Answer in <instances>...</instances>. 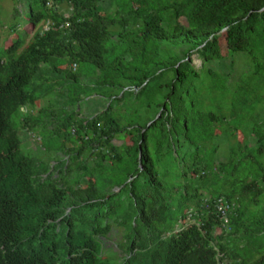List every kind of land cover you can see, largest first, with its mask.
Returning <instances> with one entry per match:
<instances>
[{
	"label": "trees",
	"instance_id": "obj_1",
	"mask_svg": "<svg viewBox=\"0 0 264 264\" xmlns=\"http://www.w3.org/2000/svg\"><path fill=\"white\" fill-rule=\"evenodd\" d=\"M31 1L25 0L36 28L32 37L13 29L16 38L0 47V264H154L162 254L165 264H264V135L253 134L255 125L264 124V0H39L44 11ZM47 21L53 25L45 30ZM130 24L136 34L131 45L111 58L113 40L126 33L120 27ZM222 38L234 58L224 77L205 68L223 58ZM194 53L204 62L200 69ZM80 63L93 65L95 86L117 89L97 94L111 99L109 105L80 117L81 88L71 92L58 117L39 107L41 93L60 89L61 80H79ZM203 72L215 86L224 80L233 93L230 107H203ZM152 95L161 116L149 126L156 114L126 121L123 105ZM236 114L226 160L204 157L212 140L229 136L221 126ZM38 126L48 128L43 155H61L56 164L54 157L39 159L22 146L20 132ZM61 129L68 134L55 142L51 137ZM120 134L133 142L115 144ZM152 142L175 163L178 179L171 186L160 181L167 171L155 168ZM89 153L94 159L88 164ZM71 163L81 170L74 178ZM106 169L120 172L121 179L102 190L97 180ZM215 187L220 193H209ZM210 194L235 203L229 233L213 203L203 204ZM124 195L129 205L121 214ZM181 195L189 199L186 212L178 207ZM192 208L199 212L196 222L177 231ZM115 224L124 226L127 237L119 245L125 256L112 263L102 257L103 237Z\"/></svg>",
	"mask_w": 264,
	"mask_h": 264
},
{
	"label": "rangeland",
	"instance_id": "obj_2",
	"mask_svg": "<svg viewBox=\"0 0 264 264\" xmlns=\"http://www.w3.org/2000/svg\"><path fill=\"white\" fill-rule=\"evenodd\" d=\"M31 4L33 5L35 10H42L44 11V6L43 4L39 1V0H33L31 1ZM16 8H18V10L20 11V13L16 11ZM62 10L69 12L70 11V6L67 3H63L61 6ZM29 7L27 6L25 0H21L19 2L15 1V0H0V47H7L8 45H10L12 43V41L16 38V34L13 31V29H15L17 32H26L28 34L27 38L29 39L30 37H32V35L34 34V32L36 31V28L33 27V25L31 24L29 18ZM44 22H41L40 25H43ZM126 29V33L124 34L125 36L120 39L117 38V40L119 41H114L115 43H112V46L114 48V51L111 53V58L116 57L120 52H122L125 48H128L131 45V41L133 40V37L136 35L135 33H132L135 30V27L133 28L132 24L124 27H120L119 31H121V33L123 32L122 30ZM134 29V30H133ZM117 42V43H116ZM221 51H222V59L221 61H213L207 65H205V68H212L215 74H218L221 77L226 76L227 72H230V65L233 61L234 58L233 54L231 52L230 46H229V42L226 38H222L221 39ZM193 64L195 65L196 68L200 69L203 67L204 62L201 58H199L197 53L193 54ZM77 69V68H76ZM80 74H82L79 78V80L77 82L73 81L72 84L68 83L65 80H61V85L62 87L59 89V86L55 87L52 93L49 94H42L41 93V102H38V105H45V107H47V111L49 110H55L54 111V115H57V117L61 114V111L64 110V105L66 102H68V98H70V94L72 91H74L75 89H85V97L78 102L77 104V108L76 111L77 113H80V117H85V116H93L95 115L97 112L101 111L102 107L109 105V103L111 102V99H104V98H100L99 96H97V94L102 93V92H107L109 90H117L116 88H111L109 86H100L97 85L95 86V81H97L99 79V76H97L93 70V65L87 64V63H80V66L78 68ZM206 70V69H205ZM204 70V71H205ZM238 70L240 71L241 68H238ZM76 71V70H75ZM232 71H234V69L232 68ZM237 73V72H236ZM203 77L206 78V81L203 82L202 84H200L199 87V97L201 99V101L203 102V107L205 109H210V111L213 112H221V107L225 106V107H230L232 104V98H233V93L232 96L230 94V88L227 86H225L224 80L220 79L219 81H221L219 84H217L218 86L214 85V81L211 80V78L209 76H206V73L203 72ZM170 74L167 73L165 74V78H169ZM238 73L236 75L231 76L230 79V87L233 88V85L235 87L236 83L238 82ZM104 79V78H103ZM108 79V78H106ZM212 81V82H211ZM46 87V84L42 83L39 87L38 90L39 91H43ZM166 87V86H165ZM168 87V86H167ZM55 89H58V91H56ZM126 89H128V87H126ZM57 92V93H56ZM123 93V91L120 93V95ZM61 95L60 97H58V95ZM105 96V95H104ZM152 96H156V95H152ZM106 97V96H105ZM150 99V98H149ZM158 97H155V99H151L148 100L146 98H141L139 99L137 102L135 101V103L133 104V101L131 103L127 102V106H132V111H130L127 106L123 105V114L125 115V119L126 121H129L130 118L132 117L133 120L138 121L140 119V115H144V117H154L156 114V107L155 104L157 103ZM125 102V101H124ZM50 105V106H49ZM40 107V105H39ZM52 107V108H51ZM134 107V108H133ZM121 108V109H122ZM25 110V108H24ZM161 109H159V111L157 112L156 116L158 115V113L160 112ZM223 110V109H222ZM46 111V112H47ZM45 112V113H46ZM240 113V111L238 112V114ZM232 116L234 120H228V122H224L225 126H221L224 127L223 130H226L225 134L229 135L226 136L225 138H223V140H220V138H215L214 140H212V142H210L208 144V147L203 148V153L202 155H204V157H211L215 159V162L217 163L219 160H226L225 159V155L229 154V150H228V139H230L231 144H234V139L233 142L231 141V136L230 134L232 133L231 130H233V128L239 124V121L237 119V115ZM246 120H249V116H250V110L248 111H244L243 112ZM78 116V117H79ZM155 116V117H156ZM130 117V118H129ZM129 119V120H128ZM154 119V118H153ZM152 119V120H153ZM252 122H248L246 124L247 126V130L249 131L250 128L253 126L251 125ZM50 128H54L53 124H49ZM240 127L241 130H243V127L245 126V124H240L238 125ZM176 128V131L178 133H180V126L176 124V126L174 127ZM48 128L46 127H42V126H38V127H34L33 128V132H28L26 130H23L20 132V137L22 140V146L23 143L26 145L27 150L33 152L34 154H37V156L39 155V159H41V156L43 155V151L44 149H42L43 147V142L45 140V136L47 134ZM240 131V130H239ZM219 132V131H218ZM68 134V131H66L65 129H61L56 136L51 137L55 142H59V139L62 140V138H64L66 135ZM253 134L256 138H259L260 136L264 135V124L262 125H255L254 130H253ZM126 134H120L118 137L114 138V143L120 146H124L125 148L128 146V144L133 142V139L130 140V138H127L125 136ZM45 137V138H44ZM238 139L242 140L243 138V134L239 133L238 135ZM183 138V137H182ZM214 142V143H213ZM76 146V145H74ZM73 147V145H72ZM150 153H151V159L152 162L155 166L156 169L161 170L165 167V170L167 171V173L165 172V174H161V179L164 183L165 181L168 182V184L171 186L173 183H175V181L178 179L176 174H177V170L175 168V163L171 162L169 160V156L168 154H162L159 155L157 152V147L155 145V142H152V144H150ZM58 156H61L60 153H57ZM57 155L54 154H45L42 156L43 159L46 160H50L51 157H54L56 160ZM89 157L86 158V160L88 161V164L91 163V161L89 160L90 158V153L88 154ZM93 162V161H92ZM70 177H75V174L79 175L81 170L80 168H78V164L77 163H71L70 165ZM67 167V165H66ZM231 165L228 164L227 165V169H231ZM32 168H29L28 171H32ZM103 175H101L100 179L97 180L98 181V187H100V189H108L110 188L111 183H117L120 181L121 179V174L120 172H111L110 170L106 169L104 171V173H102ZM57 176V173L56 175ZM89 177H87L88 179ZM92 180H93V176H92ZM83 184H86V179L83 180ZM153 187L150 186L147 190L152 189ZM119 190V189H118ZM209 193H220V188L219 187H215L212 188L210 190ZM122 207L118 209V213H123V211L125 212V206L129 205V200L127 199V196L124 195L122 196ZM189 204V199L187 196L185 195H181L179 196L178 199V207L179 209H183L186 212V207ZM160 212L162 213L163 210H160ZM189 213L187 212V215ZM183 221H188V219L183 220ZM114 224V223H113ZM183 225H180L179 227H182ZM111 232L109 234L106 235V239H104L103 241V251H104V255L102 257H104L105 259H109L112 263H117L118 261H120L121 259H123V257L125 256V254L121 251V249L119 248V245H122V240L125 242L126 244V235L125 234V228L122 225H113L111 227ZM143 231V229H142ZM230 231V230H229ZM228 231V233H229ZM125 234V235H124ZM125 248V246L123 247ZM165 255L162 254L161 256L159 255L156 259V261L154 262V264H160V261L165 264L166 263V259H165Z\"/></svg>",
	"mask_w": 264,
	"mask_h": 264
},
{
	"label": "built area",
	"instance_id": "obj_3",
	"mask_svg": "<svg viewBox=\"0 0 264 264\" xmlns=\"http://www.w3.org/2000/svg\"><path fill=\"white\" fill-rule=\"evenodd\" d=\"M53 25V22L47 21L44 24V29L48 30L51 26ZM74 68L76 67L75 65L73 66ZM75 127H72V132H75ZM75 134V133H74ZM203 204L209 206V204L212 202L213 205L215 206L216 211L218 212L220 218H221V223L222 227L226 229L227 231L231 230V223H230V215L235 209V203L227 200L226 198L222 197L221 195H213L210 194L203 198ZM189 214L187 215L186 219L188 221H184L182 224V227H178L177 231L182 230L185 226L192 225L193 223L196 222V216L198 215V211L195 208H192L187 211ZM185 219V220H186ZM221 227V226H220Z\"/></svg>",
	"mask_w": 264,
	"mask_h": 264
},
{
	"label": "water",
	"instance_id": "obj_4",
	"mask_svg": "<svg viewBox=\"0 0 264 264\" xmlns=\"http://www.w3.org/2000/svg\"><path fill=\"white\" fill-rule=\"evenodd\" d=\"M162 114V109L160 110V112L158 113V115L156 116L155 119L151 120L149 123H148V126L153 123L158 117H160ZM142 151L143 149L140 147V151H139V159H140V162H141V157H142ZM141 164V163H140Z\"/></svg>",
	"mask_w": 264,
	"mask_h": 264
},
{
	"label": "clouds",
	"instance_id": "obj_5",
	"mask_svg": "<svg viewBox=\"0 0 264 264\" xmlns=\"http://www.w3.org/2000/svg\"><path fill=\"white\" fill-rule=\"evenodd\" d=\"M52 164H56V161H55V160H53V161H52ZM55 175H56V173H55ZM70 209H71V208H69V209H68V211H69ZM179 226H180V225H179ZM179 226H178V227H179ZM111 231H112V230H111ZM106 238H107L106 236H105V237H103V241H104V239H106Z\"/></svg>",
	"mask_w": 264,
	"mask_h": 264
},
{
	"label": "flooded vegetation",
	"instance_id": "obj_6",
	"mask_svg": "<svg viewBox=\"0 0 264 264\" xmlns=\"http://www.w3.org/2000/svg\"><path fill=\"white\" fill-rule=\"evenodd\" d=\"M91 153V152H90ZM92 159H94V157L90 156ZM92 162V161H91Z\"/></svg>",
	"mask_w": 264,
	"mask_h": 264
}]
</instances>
